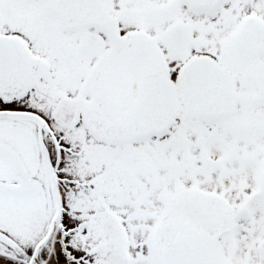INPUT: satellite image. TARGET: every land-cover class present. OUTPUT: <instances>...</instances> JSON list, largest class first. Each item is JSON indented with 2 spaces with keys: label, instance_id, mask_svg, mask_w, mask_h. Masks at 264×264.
I'll return each instance as SVG.
<instances>
[{
  "label": "snow or ice",
  "instance_id": "snow-or-ice-1",
  "mask_svg": "<svg viewBox=\"0 0 264 264\" xmlns=\"http://www.w3.org/2000/svg\"><path fill=\"white\" fill-rule=\"evenodd\" d=\"M0 264H264V0H0Z\"/></svg>",
  "mask_w": 264,
  "mask_h": 264
}]
</instances>
